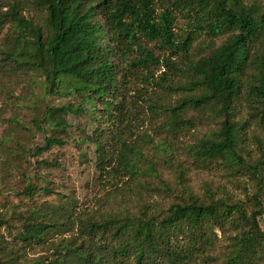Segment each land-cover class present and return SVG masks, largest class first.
Masks as SVG:
<instances>
[{"label": "trees", "instance_id": "trees-1", "mask_svg": "<svg viewBox=\"0 0 264 264\" xmlns=\"http://www.w3.org/2000/svg\"><path fill=\"white\" fill-rule=\"evenodd\" d=\"M176 12L193 18V28L209 37L199 57H190V38L176 35ZM7 26L13 33L6 40L8 71L31 79L39 75L47 93L74 101L47 105L44 118L35 120L38 129L45 132L46 124L52 135L68 137L71 113H86L98 123L94 137L85 128L79 137L90 151L95 146L103 187L134 186L139 177L157 170L145 154L148 135L129 142L125 131H117L110 148L98 115L129 118L122 100L125 69L146 71L152 81L150 70L162 63L157 47L182 51L187 62L181 67L164 59L176 78L160 77V90L152 92L147 108L154 117L163 116L162 126L174 133L192 126L189 111L208 113L217 128L195 144L194 156L248 169L257 192L248 210L241 202L215 199L208 185L209 202L183 184L166 212L147 203L138 215L106 217L83 213L72 198L29 182L19 194L35 204V231L12 241L0 234V264H199L213 259L217 229L236 233L230 236L225 264L264 262V149L259 147L255 161L245 156L247 140L260 139L250 126L264 134V0H0V32ZM66 145L60 135L45 136L35 151ZM36 164L59 165L55 160ZM53 196L57 203L36 205V198ZM30 252L39 255L30 257Z\"/></svg>", "mask_w": 264, "mask_h": 264}, {"label": "rangeland", "instance_id": "rangeland-1", "mask_svg": "<svg viewBox=\"0 0 264 264\" xmlns=\"http://www.w3.org/2000/svg\"><path fill=\"white\" fill-rule=\"evenodd\" d=\"M175 16L176 35L180 39L190 38V57H199L205 50L203 43L205 40L209 42V37L204 32L196 31L192 26L193 18L184 12H176ZM12 38L13 33L9 26L0 32V234L4 238L10 241L19 237L29 238V231H35L38 215L31 212L35 204L32 199L19 194L29 182L40 187L49 185L56 192L72 198L78 210L83 213L96 212L98 216L106 217L129 212L138 215L139 207L147 203L156 204L158 210L166 212L175 201V196L182 191L183 184H188L193 193L204 201L209 202L205 189L208 185L215 199L241 202L248 210L253 208V201L250 200L257 192V187L248 169L200 160L192 152L198 141L217 128L208 113L189 111L187 117L194 118L192 126L174 133L171 128L162 126L163 116L154 117L147 108L152 92L157 93L160 90L156 85L160 77L168 74L169 78H176V73L164 65V59L185 67L187 60L182 51L173 53L155 47L162 63L150 70L152 81L146 79V71L131 73L125 69L122 100L129 114L127 120L118 115L109 118L103 116L101 111L98 112L100 129H105L103 139L107 137L104 141L110 148L116 140L117 131H125L129 142L131 138L135 139L139 135H148L150 144L145 154L157 168L155 173L139 177L136 186L121 185L111 188L103 187L105 179L96 165L95 146L91 144L90 151L86 144L81 143L79 136L82 135V129L85 128L94 137L93 130L98 125L86 113H71L68 116L67 120L71 125L68 137L53 134L60 135L66 141V146H55L42 154L36 153L37 146H42L45 136H53L51 128L46 124H43L45 132L38 129L35 124L37 116L44 118L42 115L47 105L61 106L74 101L70 97L61 98L47 93L44 79L39 75H32L31 79V76H15L8 71L11 61L6 54V40ZM221 42L217 40V44ZM154 45L149 43L150 47ZM124 65L122 67L126 68ZM250 129L259 134L260 139L247 140L249 155L245 156L255 161L261 154L259 147L264 149V134L257 125H251ZM81 153H85L86 157L82 159ZM37 160H55L59 165L37 167ZM56 199L57 196L39 197L36 198V205L44 201L57 203ZM261 199L264 202V189ZM5 217L6 224L2 222ZM260 218V226L264 231V203ZM216 232L218 240L217 246L211 252L213 259L200 261L199 264H225V258L231 250L230 236L236 233L229 229L225 233L218 229ZM36 253L30 252L29 256H38Z\"/></svg>", "mask_w": 264, "mask_h": 264}]
</instances>
